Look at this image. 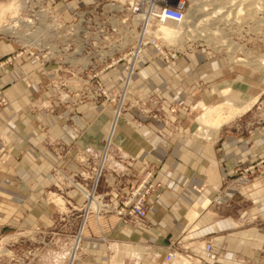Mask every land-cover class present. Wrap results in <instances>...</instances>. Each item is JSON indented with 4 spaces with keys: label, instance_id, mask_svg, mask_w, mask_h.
I'll return each instance as SVG.
<instances>
[{
    "label": "crops",
    "instance_id": "0c3cea01",
    "mask_svg": "<svg viewBox=\"0 0 264 264\" xmlns=\"http://www.w3.org/2000/svg\"><path fill=\"white\" fill-rule=\"evenodd\" d=\"M16 78L9 72L0 76V97L9 101L0 107V235L46 224L47 211L39 213L34 204L48 186L47 168L78 171L74 157L86 150L97 155L110 132L112 149L126 167L110 160L109 168L128 173L121 179L122 193L146 170L154 172L152 181L159 186L146 203L149 229L89 215L85 235H105L129 246L132 251L123 256L136 255L140 264H163L170 243L191 230L196 243L211 241L214 261L197 247L190 250L204 263L237 264L235 259L244 257L255 264L264 246V171L239 191L220 189L234 180L237 165L246 168L264 157V128L252 138H239L229 128L211 139L195 137L193 107L251 102L261 88L260 78L198 57L164 60L147 48L128 92V98L147 106L124 111L114 122L111 106L35 111L38 94L11 86ZM68 196L82 204L76 192ZM193 211L198 215L190 223ZM86 256L75 264H86ZM103 257L101 252L98 260Z\"/></svg>",
    "mask_w": 264,
    "mask_h": 264
},
{
    "label": "rangeland",
    "instance_id": "374dc122",
    "mask_svg": "<svg viewBox=\"0 0 264 264\" xmlns=\"http://www.w3.org/2000/svg\"><path fill=\"white\" fill-rule=\"evenodd\" d=\"M183 1L186 14L192 1ZM212 1L225 7L230 5L228 0ZM250 1L252 0H244V7ZM201 2L210 3L209 0ZM126 3L127 0H0V76L5 72L15 73L18 78L12 81L11 86H20L26 93H37L33 107L35 111L59 108L73 112L84 105L111 106L114 122L124 111L135 107L145 108L146 102L128 98L127 95L122 103L121 113H114L118 106L117 100L112 102L102 97L84 95L97 88V83L102 85L107 95L114 96L118 92V81L122 77L120 64L103 71L97 81L92 79L86 85L85 80L89 77L88 74L94 76L102 70V62L108 59L100 53L102 45L105 48L107 45L100 42L99 24L107 22L109 25L121 26V9ZM252 14L251 17L238 16L233 25L223 30L225 38L237 46L234 51L220 47L222 39L217 34L211 35L208 42L187 41L179 48L154 35L162 49L170 54L168 60L187 58L194 61L198 57L204 61H218L221 65L233 67L261 80L257 95L248 102L251 104L249 108L222 125L216 132L211 125H201L200 116L209 107L223 102L193 107L197 112L198 128L195 137L211 139L221 128H229L239 138H252L255 131L264 128V66L253 65L264 62V10L259 8ZM147 48L150 47L145 49ZM88 57L93 64L85 69V59ZM117 73L121 75L120 78ZM8 102L6 98L0 97V107ZM248 103L232 106L242 108ZM204 130H208L210 134H203ZM109 134L110 132L107 136ZM84 152H79L73 159L79 167L78 171H67L55 165L47 168L48 186L34 204V209L39 213L47 211V223L2 233L0 264H75L85 254L86 258H90L86 264H140V258L136 255L123 256L132 251L129 246H119L114 239L105 235L89 237L84 234L86 219L82 224L83 218L79 212L81 205H76L75 200L68 196L69 191H76L67 181V177L79 173ZM263 171L264 157L246 168L239 164L234 169L235 178L230 186L225 183L220 190L239 191L244 185L257 181ZM227 192L231 194L234 191ZM78 197L81 199L79 194ZM104 217L115 216L108 214ZM145 229H149L148 226ZM190 231L186 230L177 240L180 243L177 253L183 258L188 256L190 259H185L191 264H206L190 250L194 247L201 249L210 240H198L196 243ZM76 240L78 243L74 258L70 260ZM167 250L168 253L169 248ZM101 252L104 257L98 260ZM235 261L237 264L250 262L244 257H237ZM254 261L255 264H264V246L260 257Z\"/></svg>",
    "mask_w": 264,
    "mask_h": 264
},
{
    "label": "built area",
    "instance_id": "2783aa9c",
    "mask_svg": "<svg viewBox=\"0 0 264 264\" xmlns=\"http://www.w3.org/2000/svg\"><path fill=\"white\" fill-rule=\"evenodd\" d=\"M121 10V26L117 24L109 25L107 22L99 24L100 42L104 43V46L107 45L106 48L102 45L104 50L100 48V53L102 52L108 59L102 62L104 64L102 70L95 73L94 76L88 74L89 77L85 80L86 85L92 79L97 81L103 71L110 70L120 64L122 66V77L118 81V92L114 96L107 95L101 87L102 85L97 83V88L84 94L88 97H102L112 102L117 100L118 106L115 108L114 113H121L122 103L128 95L130 81L136 73L137 64L143 50L150 47L164 60H168L170 56L157 43V37L149 31L167 21L180 23L185 17L183 0H127L126 5ZM114 56L117 58L114 59ZM91 64H93L91 59L86 58L84 68L88 69ZM170 112L173 113L174 109L172 108ZM111 134L105 138L103 147L97 155H94L90 150H86L80 160L79 173L67 177L69 186L82 199L79 209L83 218L82 224L89 215L98 219L111 214L117 217L120 222L133 228L145 229L147 228L146 216L148 212L146 203L159 185L153 183L154 172L152 169H148L136 179L134 184L127 188L126 192H121V179L127 177L128 173L126 168L123 171L109 168L110 160H114L121 167H126L125 159L112 149ZM106 176L109 182H107ZM101 183L103 188L99 190ZM179 244L178 241L170 243L168 246L169 252L163 259L164 264L172 262L176 255H179L177 253ZM211 248V242L207 241L201 251L206 259L214 261L216 255ZM184 258L190 259L188 256Z\"/></svg>",
    "mask_w": 264,
    "mask_h": 264
},
{
    "label": "bare ground",
    "instance_id": "6f19581e",
    "mask_svg": "<svg viewBox=\"0 0 264 264\" xmlns=\"http://www.w3.org/2000/svg\"><path fill=\"white\" fill-rule=\"evenodd\" d=\"M190 1H192L191 7L185 14L183 21L180 23L167 21L164 24H159L156 27H153L149 32L157 37L160 36L164 41L178 48L187 41L193 42L199 40L202 42H208L211 40V35L217 34L220 35L222 39L220 47L234 51L237 46L225 38V33L223 32L224 28L233 25V22L238 19V16L251 17L254 10L259 8L264 10V0H252L246 5L247 7H244V0H228L230 5L226 7L223 6V4H215L212 0H209V4H204L201 0ZM253 65L258 67L260 65L264 66V62ZM250 105L251 104L248 103L242 108H236L228 103L211 106L200 116V123L203 126L211 125L213 131L216 132L222 125L226 124L232 118L245 112ZM207 131L204 130L202 133H208L207 135H209L210 132ZM197 215V211L191 212V215L189 216L190 223H192ZM77 243L78 241L76 240L72 248L71 256L69 258L70 260H73L74 258ZM168 264L191 263L182 256L176 255V258Z\"/></svg>",
    "mask_w": 264,
    "mask_h": 264
}]
</instances>
